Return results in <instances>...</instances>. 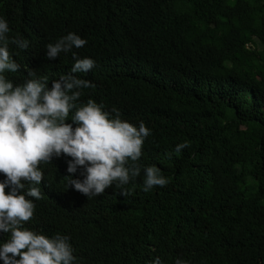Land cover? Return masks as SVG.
<instances>
[{"label":"trees","instance_id":"16d2710c","mask_svg":"<svg viewBox=\"0 0 264 264\" xmlns=\"http://www.w3.org/2000/svg\"><path fill=\"white\" fill-rule=\"evenodd\" d=\"M0 17L30 42L10 45L15 84L34 69L51 87L75 52L96 61L76 74L95 85L79 103L94 99L152 132L128 196L68 188V177L84 179L81 167L67 171L69 156L41 164L43 198L30 197L26 227L69 236L77 264H264V0H0ZM71 32L87 44L49 60L46 45ZM153 165L169 183L144 192Z\"/></svg>","mask_w":264,"mask_h":264},{"label":"clouds","instance_id":"9594fccd","mask_svg":"<svg viewBox=\"0 0 264 264\" xmlns=\"http://www.w3.org/2000/svg\"><path fill=\"white\" fill-rule=\"evenodd\" d=\"M10 31L8 21L0 17V174L5 177L0 180V231L10 234L0 244V260L3 264H77L69 236L57 233L49 237L25 226L34 217V199L43 198L35 186L44 180L40 165L51 163L53 157L69 156L67 171L75 173L81 167L84 179L68 177V188L91 198L115 185L128 196L124 186L141 176L139 160L152 132L144 121L137 125L123 119L118 109L106 111L94 99L79 103L82 89L95 85L76 74L91 71L96 61L73 52L87 44L75 32L46 45L49 60L73 52L69 74L52 80L49 87L48 78H38L31 69L27 70L30 79L15 84L6 74L20 71L21 65L10 45L26 51L30 42L10 37ZM69 118L72 123L66 122ZM188 147L185 141L174 151L178 154ZM143 173L144 192L169 183L154 165L143 167ZM152 264L163 261L156 257ZM175 264L188 262L177 258Z\"/></svg>","mask_w":264,"mask_h":264}]
</instances>
